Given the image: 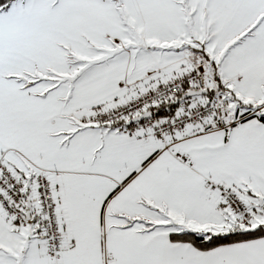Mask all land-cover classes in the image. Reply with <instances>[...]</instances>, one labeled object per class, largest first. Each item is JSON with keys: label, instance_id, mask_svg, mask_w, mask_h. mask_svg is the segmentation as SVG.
<instances>
[{"label": "snow or ice", "instance_id": "6c2138e0", "mask_svg": "<svg viewBox=\"0 0 264 264\" xmlns=\"http://www.w3.org/2000/svg\"><path fill=\"white\" fill-rule=\"evenodd\" d=\"M0 264H264V0H0Z\"/></svg>", "mask_w": 264, "mask_h": 264}]
</instances>
